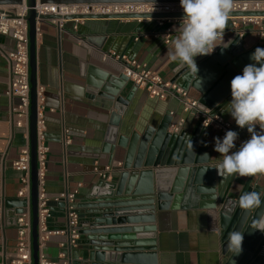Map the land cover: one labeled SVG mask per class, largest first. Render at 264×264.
Listing matches in <instances>:
<instances>
[{"label": "crops", "instance_id": "1", "mask_svg": "<svg viewBox=\"0 0 264 264\" xmlns=\"http://www.w3.org/2000/svg\"><path fill=\"white\" fill-rule=\"evenodd\" d=\"M179 24L180 21L171 23L169 43L165 40L164 32H160L157 20H147L142 26L138 20H86L78 25L77 30L74 29L73 20H67L63 29L47 20L36 24V82L37 86L46 89L44 114L50 149L46 190L53 213L50 228L64 231V234L53 236L47 243L44 252L49 260L69 264L68 216L64 203L56 201V198L77 191L75 202H78L101 180L95 172L96 168L101 170L111 163H123L124 160L123 150L109 153L108 134L116 110L109 94L97 91L95 85L100 82V76L103 78L101 83L107 85L108 89H113L115 83L124 84L119 94L123 99L130 95L120 121V136L143 134L147 128L157 130L166 116L172 119L171 124L184 117L186 123L182 130L192 132L196 128L197 123L190 115L183 113L177 100L161 101L150 97L127 78L124 83L122 66L113 59L104 58L105 54L116 52L147 65L162 79L171 82L180 66L169 59L167 50L171 47L172 39L179 34L175 30ZM238 32L248 36L249 47L253 41L264 48V37H260L257 27L244 26L239 21L234 25L232 17H229L224 41ZM14 46L15 42L10 37L0 34V205L5 208L8 201L13 202L15 206H9L12 211L19 209L16 202L22 200L18 197L21 173L13 168L12 163L26 143L25 131L13 128L9 120L11 106L16 105L17 100L6 96L7 54ZM189 95L197 98L199 94L191 89ZM226 105L219 115L234 126L236 123L227 112ZM64 129L71 139L67 147L63 146ZM240 133L250 138L247 128ZM204 135L211 160L218 163L220 154L214 150V138L219 135L211 129H205ZM237 181L241 184L251 181L253 187L263 189L264 195V175L238 176ZM241 184L238 185L240 189ZM195 205L155 213L154 222L150 225L156 229L157 264H227L229 256L223 252L220 210ZM78 212L82 221L85 216L82 211ZM16 238V220L13 214L8 217L4 212L0 224V264H11ZM84 249L82 245L73 248L72 260L81 259ZM61 254H66L67 259H61Z\"/></svg>", "mask_w": 264, "mask_h": 264}, {"label": "water", "instance_id": "2", "mask_svg": "<svg viewBox=\"0 0 264 264\" xmlns=\"http://www.w3.org/2000/svg\"><path fill=\"white\" fill-rule=\"evenodd\" d=\"M234 2H264V0H234ZM40 4H152L168 5L180 3V0H39ZM22 0H0V6L22 5ZM30 8L27 21L30 34V71H31V167H32V221H33V264H38V232H37V99H36V17L34 11L36 0H26ZM184 13H142L120 14L89 17H68L67 20L84 18L86 20H181ZM261 17L262 12H231L230 18ZM45 16L43 21L54 19ZM179 22V21H178ZM166 23L160 28L164 32L170 28ZM247 35L233 33L225 43L227 48L217 47L214 54L203 58L196 57L198 73L187 68H179L170 83L188 92L191 89L199 94L197 98L202 110H211L219 114L223 107L231 101L230 82L236 75H242L243 68L255 63L251 54L260 44L249 47ZM259 66V65H257ZM125 80L126 77L123 76ZM100 76L96 82L97 91L109 94L116 112L112 115L111 128L108 134L110 154L115 150H123V166L113 176L112 181L100 180L85 197L73 206L82 211L85 218L80 222L78 245L85 247L81 259L72 260L68 247L69 264H140L156 263V235L154 215L157 211L171 208L200 206L208 209H219L223 252L228 255L227 264H264V232L251 229L255 213L249 214L238 208V199L245 191L260 192L263 189L253 187L251 181L244 184L237 181L238 176H219L213 167L211 152L204 135L205 129L197 124L192 132L182 130L171 133L170 117H165L157 130L147 128L143 134L132 133L120 136V121L125 114L130 95L123 99L121 93L124 84L115 83L108 89ZM233 129L240 132L236 124ZM243 135V134H242ZM244 136V135H243ZM207 154V156H204ZM241 184V189L238 185ZM200 202V203H199ZM18 210L12 211L8 201L4 208L9 217L20 214L27 204L19 200ZM64 203L68 216V202ZM264 203V202H262ZM259 211V210H258ZM148 224V225H146ZM237 230L244 233L242 252L235 255L227 251V235ZM66 231L69 234L68 220ZM84 237V239H81Z\"/></svg>", "mask_w": 264, "mask_h": 264}, {"label": "built area", "instance_id": "3", "mask_svg": "<svg viewBox=\"0 0 264 264\" xmlns=\"http://www.w3.org/2000/svg\"><path fill=\"white\" fill-rule=\"evenodd\" d=\"M22 5L0 6V34L10 37L14 42V49L7 54L8 63V85L6 96L11 100L16 99L17 104H12L9 112L10 124L13 128L23 129L25 131V146L21 149L16 160L13 161V168L21 173V188L18 197L26 200L27 204L23 211L16 215L17 238L16 249L11 264H33V221L31 209L32 197V167H31V71H30V36L29 23L27 17L30 8L26 5V0H22ZM34 11L37 14L36 24L43 22L41 19L45 16H54L50 19L53 25L63 29L68 17H89L103 15L120 14H142V13H183L180 3L168 5L152 4H40L36 0ZM264 11V2H233L231 12H262ZM75 23L74 29L84 23L86 19H72ZM234 25L239 21L244 26H253L258 28L260 37H264V18L261 17H232ZM139 22L141 20H138ZM162 27L166 23L178 22L180 20H157ZM172 36L171 27L164 31V37L169 43ZM105 59H113L122 66V74L135 86L145 90L152 98L161 101L175 99L182 107L184 114L190 115L197 124L205 129H211L218 133L219 138L223 139L228 130H233V125L219 114H213L211 110H202L196 100L188 96V92L176 85L165 81L158 74L150 70L147 65L141 64L136 60H129L126 56L116 52H110L104 55ZM45 87L36 86L37 99V232H38V264H57L51 261L45 255V247L53 236L64 234V231L51 230L50 221L52 219V210L49 202L50 198L46 190V176L48 155L50 152L47 143V130L44 114L45 106ZM174 115V113H170ZM186 119L181 117L176 123L171 124L169 131L171 133H180L183 129ZM258 131V130H257ZM237 132V131H236ZM235 141L237 146L247 140L240 132ZM68 131L64 129L63 146L67 147L71 143L68 137ZM123 163L115 162L107 165L103 169H95L100 179L112 181L115 171L121 169ZM77 191L73 194H62L56 198V201L66 199L68 202V243L71 249L78 246L80 235L78 232L81 217L78 210L73 206L76 200ZM4 219V207L0 205V224ZM64 246V245H62ZM61 259H67L66 254L60 255Z\"/></svg>", "mask_w": 264, "mask_h": 264}, {"label": "clouds", "instance_id": "4", "mask_svg": "<svg viewBox=\"0 0 264 264\" xmlns=\"http://www.w3.org/2000/svg\"><path fill=\"white\" fill-rule=\"evenodd\" d=\"M234 0H180L184 15L171 41L167 55L181 68L197 75L196 57L211 55L217 47L227 48L224 34ZM250 63L230 82L231 101L228 113L240 129L247 128L250 138L237 148L238 133L228 130L223 139L216 137L214 150L220 154L213 167L219 176L255 177L264 175V48L257 47ZM259 65V66H257ZM257 126L259 131H257ZM207 156V154H204ZM264 199L260 192L245 191L238 199V208L255 213L251 229L264 232ZM259 210V211H258ZM244 233L233 230L227 235V251L242 252Z\"/></svg>", "mask_w": 264, "mask_h": 264}]
</instances>
